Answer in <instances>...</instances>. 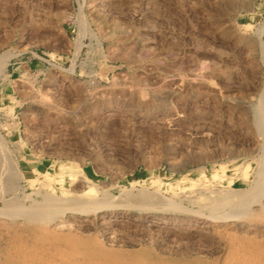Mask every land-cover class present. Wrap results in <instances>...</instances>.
Here are the masks:
<instances>
[{"label": "rangeland", "instance_id": "rangeland-1", "mask_svg": "<svg viewBox=\"0 0 264 264\" xmlns=\"http://www.w3.org/2000/svg\"><path fill=\"white\" fill-rule=\"evenodd\" d=\"M259 40L264 0H0V55H10L0 137L12 161L0 197L31 206L50 195L64 208L69 194L92 191L113 207L64 215L78 233L111 249L219 261L213 230H264L232 213L248 203H229L230 184L241 188L259 165Z\"/></svg>", "mask_w": 264, "mask_h": 264}, {"label": "bare ground", "instance_id": "bare-ground-1", "mask_svg": "<svg viewBox=\"0 0 264 264\" xmlns=\"http://www.w3.org/2000/svg\"><path fill=\"white\" fill-rule=\"evenodd\" d=\"M75 19L79 27V34L81 36L85 35L88 32V28L81 10L76 14ZM261 34L262 30L258 31V38ZM259 47L261 61L264 64V41L259 40ZM9 57L10 55L6 54L0 55V67L5 66ZM256 98L257 100L253 104L251 111L255 132L261 143L260 154L257 158L259 165L253 176H241V180H239L241 188L235 189V184H230V188L233 186V197L230 200L231 202L227 201L235 204L236 201L242 204L248 203L245 208H243L244 204H241L243 210H230L238 218L240 217L239 215H244L247 218L264 223V87ZM5 146L3 139L0 137L1 193L4 185L3 175L9 172L8 162H12L8 161L10 155ZM91 192L79 195L69 194L61 200V202L68 204L64 208L55 206L56 201L50 195L44 196L40 205L33 204L31 206L18 203L16 193H13L8 199H4V196H1L0 202L3 204L2 208H0L1 264H264V230L256 232L255 235L242 237L239 235L240 233H232L228 225H225L222 229L213 230L224 245L223 255L222 257L220 256L221 259L217 262H203V260L188 259V257L187 260H170L147 252L108 248L97 237L86 236V234L84 235L86 232H83V234L81 232L78 233L82 226L80 225L81 227L77 228L76 225L73 226L74 224H72L75 222L74 218L76 217H85L91 212L96 213L99 210L101 211V209L113 207L112 202L109 203V200L105 201L106 198L102 200L100 197L101 201L95 202L94 197L96 195ZM127 196H129L128 193ZM107 198L109 199V197ZM140 198L144 199L146 196L141 193ZM132 200L134 202V199ZM14 202L18 204H14ZM126 206L133 208L135 205L126 204ZM252 207L256 209H252ZM64 215L71 216L74 220L68 218L69 220L66 221ZM226 218L228 219L229 217L227 216ZM6 219L8 221L10 219L11 222L6 223ZM106 242L108 243V240ZM115 244L117 245V242Z\"/></svg>", "mask_w": 264, "mask_h": 264}]
</instances>
